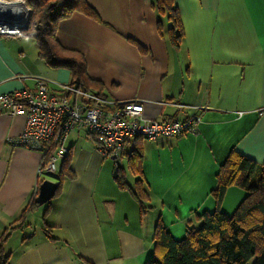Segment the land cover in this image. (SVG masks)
Listing matches in <instances>:
<instances>
[{
    "label": "crops",
    "instance_id": "obj_1",
    "mask_svg": "<svg viewBox=\"0 0 264 264\" xmlns=\"http://www.w3.org/2000/svg\"><path fill=\"white\" fill-rule=\"evenodd\" d=\"M85 1L96 17L74 11L59 21L56 37L83 57L89 78L110 102L107 110L139 100L145 119L200 115L201 121L195 133L130 139L120 156L103 153L85 127L73 130L66 146L74 178L22 222L40 181H59L63 159L56 157V172L39 174L44 153L11 142L24 131L25 116L1 114L0 264H146L159 214L182 238L188 222L198 223L196 215L215 210L211 191L232 150L264 162V0H175L184 29L178 49L156 0ZM39 78L57 94L74 82L69 68L52 67L39 55L28 30L0 36V94L35 89ZM136 146L144 153L141 168L153 207L144 217L115 180L119 166L133 184L137 176L128 161ZM231 196L240 202L245 191L228 188L227 213Z\"/></svg>",
    "mask_w": 264,
    "mask_h": 264
},
{
    "label": "trees",
    "instance_id": "obj_2",
    "mask_svg": "<svg viewBox=\"0 0 264 264\" xmlns=\"http://www.w3.org/2000/svg\"><path fill=\"white\" fill-rule=\"evenodd\" d=\"M27 2L32 8L28 31L37 40L39 55L52 67L69 68L73 83L78 82L83 90L96 91L102 95L101 86L89 78L83 57L69 53L56 37L59 21L69 17L74 11L96 17L95 11L85 0ZM155 7L161 15H167L171 22L168 28L169 38L171 44L178 49L184 29L175 0H156ZM48 146L51 147L44 154L42 166L55 151L53 143ZM143 159V150L136 146L128 161L130 172L137 176L132 185L128 182L124 169L117 166L115 172L118 187L129 191L137 201L141 217L153 208L148 185L143 178ZM74 176L68 151L57 173L59 186L56 195L60 193L63 181L73 179ZM40 184L30 206L22 213V222L29 210L40 205L36 201ZM232 186L242 188L246 194L231 215L222 209V205L228 188ZM211 194L215 199V210L196 215L198 223L188 222L182 238H176L168 230L159 214L153 233V254L146 264H264V162L259 163L237 150H232L217 173V186ZM43 230L54 239L49 234V226L45 225ZM4 263L3 260L1 264Z\"/></svg>",
    "mask_w": 264,
    "mask_h": 264
},
{
    "label": "built area",
    "instance_id": "obj_3",
    "mask_svg": "<svg viewBox=\"0 0 264 264\" xmlns=\"http://www.w3.org/2000/svg\"><path fill=\"white\" fill-rule=\"evenodd\" d=\"M31 16L32 8L27 0H0V36L22 35L29 29ZM48 82L39 78L35 89L0 94V115H24L26 118L24 131L16 140H11L12 144L44 154L50 150L48 144L55 146L49 161L40 165L39 174L44 170L56 172V157L65 158L69 151L66 140L80 127H85L95 137L103 153L120 156L130 139L142 137L154 141L195 133L201 121L200 115L184 120L145 119L144 105L139 100L120 103L109 111L107 99L83 90L78 83L62 85L64 93L57 94L49 89ZM71 95H79L83 100L71 102Z\"/></svg>",
    "mask_w": 264,
    "mask_h": 264
},
{
    "label": "water",
    "instance_id": "obj_4",
    "mask_svg": "<svg viewBox=\"0 0 264 264\" xmlns=\"http://www.w3.org/2000/svg\"><path fill=\"white\" fill-rule=\"evenodd\" d=\"M58 186V182L50 179L43 180L40 184L39 193L36 198L37 203L42 205L49 202L56 195Z\"/></svg>",
    "mask_w": 264,
    "mask_h": 264
},
{
    "label": "rangeland",
    "instance_id": "obj_5",
    "mask_svg": "<svg viewBox=\"0 0 264 264\" xmlns=\"http://www.w3.org/2000/svg\"><path fill=\"white\" fill-rule=\"evenodd\" d=\"M48 176H52L51 174H49ZM131 183H132V180H131ZM239 188V187H237ZM245 191V190H244ZM245 194H246V191H245ZM238 202V203H237ZM241 202V201H240ZM239 201H237V198L234 197V196H231V197H228L227 198V205H228V208H229V214H233L238 206V204L240 203ZM39 214V213H38Z\"/></svg>",
    "mask_w": 264,
    "mask_h": 264
}]
</instances>
